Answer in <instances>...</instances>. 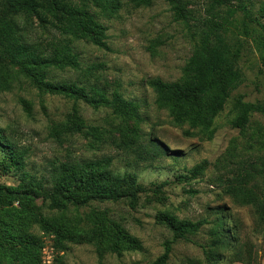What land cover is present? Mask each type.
Returning a JSON list of instances; mask_svg holds the SVG:
<instances>
[{"label": "rangeland", "instance_id": "374dc122", "mask_svg": "<svg viewBox=\"0 0 264 264\" xmlns=\"http://www.w3.org/2000/svg\"><path fill=\"white\" fill-rule=\"evenodd\" d=\"M123 9L107 27L105 51L82 43L78 46L84 69L93 64L103 69L92 79L109 94L118 92L128 101L141 107L145 121L140 129L153 135L167 150L166 157L152 164H137L134 157L114 148L90 147L91 139L80 135H56L61 126H69L81 116L88 125L115 132L124 124L109 108L92 109L82 102L41 93L32 82L13 70L11 88L0 96V131L3 143L26 153L25 172L39 178L48 177L51 169L72 161H95L113 157L114 171L120 175L135 174L138 184L148 190L136 204L123 201L117 204H93L90 208L72 210L67 218L80 228L106 219L120 224L143 245L142 252L122 257L106 255L100 259L91 245H69L66 252L57 251L53 240L36 229L44 248L42 264H153L163 253L164 244L173 234L156 222L161 213L179 220L198 222L217 219L215 209H224L223 224L241 243H252L264 264V236L255 237V216L251 208L240 206L232 187L245 178L246 187L260 197L264 192V116L252 113L245 130L234 128L239 113L234 104L264 107V0H229L215 6L212 0H190L192 17L188 23L176 21L166 0H152L149 6L135 8L132 0H121ZM229 13L232 14L229 16ZM227 37L237 57L235 64L244 82L228 102L224 112L214 122L211 141L189 126L178 128L167 111L156 105V94L147 85L151 79L172 83L182 77L202 32L212 25ZM42 34V32H40ZM53 83L76 81L74 73L56 71ZM55 81V82H54ZM134 127V122H126ZM190 134H187V133ZM7 155L0 149V186L17 188L21 174L8 166ZM204 165L194 175L192 171ZM35 212L44 215L42 202L35 203ZM196 237L193 244L179 241L169 264L203 261L201 245L209 242V229ZM262 254V256H260ZM219 264H229L223 261ZM238 264V263H236Z\"/></svg>", "mask_w": 264, "mask_h": 264}, {"label": "trees", "instance_id": "16d2710c", "mask_svg": "<svg viewBox=\"0 0 264 264\" xmlns=\"http://www.w3.org/2000/svg\"><path fill=\"white\" fill-rule=\"evenodd\" d=\"M212 1L215 6H222L229 0ZM151 2L132 0L135 8L149 6ZM166 2L176 21H190V0ZM122 9L121 0H0V96L10 90L13 70L17 69L43 94L82 102L92 109L109 108L124 122L115 129L119 135L92 127L79 115L75 123L61 126L56 135L90 138L92 149L114 148L133 156L137 164H152L168 156L167 150L153 135H145L140 129L145 121L140 105L124 99L117 91L109 94L94 84L92 79L98 80L95 74L103 65L93 64L84 69L78 51L82 43L110 51L107 27L102 22L114 19ZM217 27L212 25L209 31L200 34L198 47L178 81L151 79L147 82L156 94V105L169 113L176 127L189 126L209 141L214 137L216 118L244 82L235 64L237 53L227 37L214 30ZM56 71L74 73L78 79L53 83L51 76ZM234 109L239 117L233 126L242 131L250 124L252 113L264 116L263 106L244 104L241 98L235 101ZM126 122H134L135 126L129 127ZM4 139L0 131V149L7 155L8 166L21 174V184L17 188L0 186V264H42L44 245L36 229L50 237L60 252H66L69 245H91L102 259L106 255L122 257L143 251L142 243L115 221L107 226L106 219H101L80 228L76 221L67 218L72 210L90 208L93 204L138 203L139 197L148 190L138 184L135 174L116 173L115 159L103 157L55 165L47 178H39L25 172L26 153L3 143ZM203 168L204 165L199 166L192 173L196 175ZM246 182L245 178L238 181L231 192L240 206L253 210L256 225L253 234L261 237L264 236V192L258 197L246 187ZM37 201L42 202L48 215L34 211ZM215 211L214 222L206 219L192 222L179 220L169 213L159 214L156 222L173 234V240L164 244V253L153 264H169L176 242L193 244L192 237L208 226H211L210 240L206 246H200L204 260L186 264L223 261L261 264L257 247L252 243L240 244L241 239L225 227L221 216L225 210Z\"/></svg>", "mask_w": 264, "mask_h": 264}]
</instances>
